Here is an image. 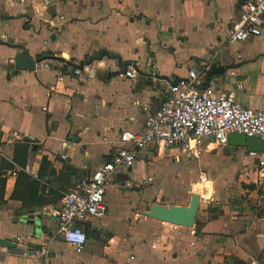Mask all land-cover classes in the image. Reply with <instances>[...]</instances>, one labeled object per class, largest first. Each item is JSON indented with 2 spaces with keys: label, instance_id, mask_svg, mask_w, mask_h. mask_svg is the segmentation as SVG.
<instances>
[{
  "label": "crops",
  "instance_id": "obj_1",
  "mask_svg": "<svg viewBox=\"0 0 264 264\" xmlns=\"http://www.w3.org/2000/svg\"><path fill=\"white\" fill-rule=\"evenodd\" d=\"M242 1L0 0V239L16 245L0 247V264H264V208L256 207L257 191L235 194L231 188L236 176L254 181L257 160L244 148L214 143H203L197 165L182 156L185 163L175 169L211 178L198 189L203 198L193 228H173L141 214L159 205L162 194H154L157 186L147 194L133 188L151 185L154 176L165 180L159 158L180 163L174 149H149L139 152L131 170L112 177L105 217L80 225L88 243L82 254L58 237L46 260L21 252L39 249L55 234L65 188H76L108 159L118 134L142 129L145 116L133 103L160 107L169 85L188 70L223 69L208 80L236 102L264 111V28L249 41L227 42ZM101 50L122 66L139 62V76L123 78L116 60L87 65ZM23 51L35 61L42 54L59 60L19 71L14 59ZM70 64L85 66L74 75ZM15 167L29 171L10 178ZM148 177L151 183H145ZM191 195L181 194L173 205L188 206Z\"/></svg>",
  "mask_w": 264,
  "mask_h": 264
},
{
  "label": "built area",
  "instance_id": "obj_2",
  "mask_svg": "<svg viewBox=\"0 0 264 264\" xmlns=\"http://www.w3.org/2000/svg\"><path fill=\"white\" fill-rule=\"evenodd\" d=\"M43 1L51 3L57 0ZM263 28L264 0H244L239 5L237 20L228 30L227 42L235 44L249 41L260 36ZM139 69L137 61L127 64L123 68L122 77L135 80L139 76ZM70 72L80 75L78 69L73 68ZM207 73L208 69L202 72L188 70L185 77L169 85L166 99L154 110L148 105L134 102L133 105L140 108L145 116L142 129L138 132L123 130L118 134V144L111 147L108 159L81 179L76 188L63 194L61 206L56 213L55 234L47 238L39 249H21L22 254L46 260L51 254V244L55 237L60 238L74 253L82 254L87 239L80 225L91 219L100 220L105 217V194L112 177L123 170H131L139 152L143 150L153 149L162 153L174 149L188 160H197L202 155L203 143H207L206 147L211 143L226 146L229 134L255 137L264 143V111L236 102L233 94L219 90L209 81ZM236 88L242 91V83L239 82ZM13 136L19 139L16 133ZM103 141L107 142L106 138ZM248 157L256 159V165L260 168L259 177L254 182L257 190L256 207L264 208V153H248ZM64 158L62 155L61 159ZM173 158L178 160L177 155ZM21 171L29 170L26 167H15L9 177L16 178ZM198 180L202 184L208 178L206 174L200 173ZM151 181V177H148L145 183ZM259 219L264 221V215Z\"/></svg>",
  "mask_w": 264,
  "mask_h": 264
},
{
  "label": "water",
  "instance_id": "obj_3",
  "mask_svg": "<svg viewBox=\"0 0 264 264\" xmlns=\"http://www.w3.org/2000/svg\"><path fill=\"white\" fill-rule=\"evenodd\" d=\"M108 60H116L119 66L121 65L120 59L117 56L109 55V53L105 50H101L98 56L91 58L87 65L91 64L95 61H101L103 59ZM46 59H55L58 58H43L38 60H33L26 51H23V54L15 57L14 59V68L19 71L26 70H34L35 64L45 61ZM61 60L63 58L61 57ZM64 61V60H63ZM74 69H78L80 71L83 70L84 64H70ZM86 65V66H87ZM123 68L125 67L122 66ZM223 69L216 68L211 70L208 73L209 77L222 74ZM227 146L233 148H244L248 153H264V143L260 141L258 138L245 136L243 134H229L227 135ZM200 197L198 194H192L190 197V201L188 206H169L163 207L160 205H152L149 211L141 212V214L145 217L157 220L162 223H166L172 226L181 227L185 229H191L194 227L197 211L199 208ZM14 242H8L0 239V247L5 248H15Z\"/></svg>",
  "mask_w": 264,
  "mask_h": 264
},
{
  "label": "rangeland",
  "instance_id": "obj_4",
  "mask_svg": "<svg viewBox=\"0 0 264 264\" xmlns=\"http://www.w3.org/2000/svg\"><path fill=\"white\" fill-rule=\"evenodd\" d=\"M150 157H152L151 159L153 160L155 159L153 154H151ZM197 160L191 159L187 162L197 165L198 164V162H196ZM185 161L186 159H184L182 155L179 156L180 163L172 161V159H169V157L166 155L162 158H159L157 168L160 171H162V175H163V172L165 171L167 172V175H166L167 177L165 178V180L161 181L157 176H154V179L151 185H145V186H141L140 188H135V189L133 188V191H135V193L137 194H147L146 192L147 190H150V188L157 186L158 189L154 191V194H162L160 195V198L157 199V203L163 207L173 206L174 203L180 202V200L183 198L181 194H198L199 192L198 189L204 185L198 184L200 182L198 180L197 175L192 172V169L187 168L185 172L175 170L183 166ZM225 164L226 163L224 162L222 163V165H225ZM259 172H260V168L258 167L257 177L254 179V181L258 179ZM210 179L211 178L208 177V180ZM235 179L236 181L231 185V188L233 190L232 193L246 194L245 193L246 190H256L254 186V181L250 179L249 176H245V175H241V177L236 176ZM69 188L70 186L68 185L67 188H65L64 192H66ZM213 188H214V184H213ZM144 190L146 193H144ZM214 191H216L215 188H214ZM222 192H224V190H222ZM165 194H173V197L169 196L168 198H166ZM106 207L108 208L107 203H106ZM87 246H88V243H86V248Z\"/></svg>",
  "mask_w": 264,
  "mask_h": 264
},
{
  "label": "trees",
  "instance_id": "obj_5",
  "mask_svg": "<svg viewBox=\"0 0 264 264\" xmlns=\"http://www.w3.org/2000/svg\"><path fill=\"white\" fill-rule=\"evenodd\" d=\"M243 2V1H242ZM43 58H53V56L51 55H46V54H42V55H39L38 56V59H43ZM210 72V71H209ZM211 77L208 76L207 74V79H210ZM67 170H69L71 172V174L74 173L73 170H71L70 168H67ZM23 172V171H21ZM18 176V175H17ZM29 187L31 189L34 188V185H29ZM69 191V190H68ZM3 194H4V180L0 179V207L5 203L4 200H3Z\"/></svg>",
  "mask_w": 264,
  "mask_h": 264
},
{
  "label": "bare ground",
  "instance_id": "obj_6",
  "mask_svg": "<svg viewBox=\"0 0 264 264\" xmlns=\"http://www.w3.org/2000/svg\"><path fill=\"white\" fill-rule=\"evenodd\" d=\"M209 183H210V182H209V180H208L207 182H205V183H202V185H208ZM198 195H199V194H198ZM199 197H200V198H203V197H202V196H200V195H199Z\"/></svg>",
  "mask_w": 264,
  "mask_h": 264
}]
</instances>
